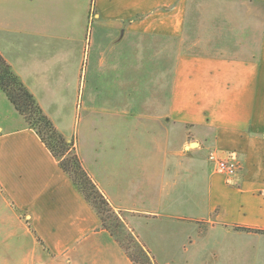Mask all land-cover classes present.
Segmentation results:
<instances>
[{"label": "crops", "instance_id": "obj_1", "mask_svg": "<svg viewBox=\"0 0 264 264\" xmlns=\"http://www.w3.org/2000/svg\"><path fill=\"white\" fill-rule=\"evenodd\" d=\"M190 27L200 51L180 49L167 108L139 119L172 124L183 149L197 142L205 155L144 157L125 140L76 150L155 264H264V233L239 230H264V0H0V52L53 120L73 92L76 102L118 97L127 37L183 47ZM213 149L239 159L235 177L214 169ZM0 264H136L1 90Z\"/></svg>", "mask_w": 264, "mask_h": 264}, {"label": "rangeland", "instance_id": "obj_2", "mask_svg": "<svg viewBox=\"0 0 264 264\" xmlns=\"http://www.w3.org/2000/svg\"><path fill=\"white\" fill-rule=\"evenodd\" d=\"M258 24L259 21H256L255 30L247 28L249 31L246 33V40H253L254 35L257 36L259 34ZM190 29V40L183 47L178 39L150 35L133 38L127 37L125 41L127 47L125 52L122 53L124 55L123 59L126 61L127 83L117 85V88L121 89L118 97L112 96L108 100L98 98L92 100L85 99L82 102L81 100L76 102L73 92L72 106L69 114L56 117L55 120L49 116L57 129L67 139H73L80 144L86 143L89 140H125L136 142V148L142 151V156L144 157L151 155V153L153 155L157 153L160 159L171 157L174 155L173 151H176V149L183 155L198 154L196 149L199 148V145L196 144L183 149V144H179L182 137L181 129L169 123H153L151 118L146 119L144 117L139 119L141 113H148L151 110H162L164 112L167 108L173 66L180 49L183 52L200 51L199 46L194 44L199 32H196L194 27H190ZM90 34L91 31H89V38ZM236 34L235 31L230 32L229 37L236 39ZM82 103L95 106L94 114L86 115V110ZM107 107L125 109L127 110V114L112 115L111 109ZM121 123L122 125H116ZM164 126H170V128L163 130ZM192 139L194 140V137L190 135L188 140ZM190 143H188V146ZM198 155H205V151L201 150ZM121 214L126 222L125 215ZM159 231L166 234L167 229L164 226ZM129 250L133 251V248L129 247ZM180 255L182 256L181 252ZM176 261H179V259ZM209 261L212 260L209 259ZM238 262L239 264L248 263L243 259H240ZM249 264H262V261L251 260Z\"/></svg>", "mask_w": 264, "mask_h": 264}, {"label": "trees", "instance_id": "obj_3", "mask_svg": "<svg viewBox=\"0 0 264 264\" xmlns=\"http://www.w3.org/2000/svg\"><path fill=\"white\" fill-rule=\"evenodd\" d=\"M94 0H92L93 2ZM0 90L7 96L16 110L24 117L59 161L62 170L69 176L73 185L98 214L102 227L122 245L128 256L136 264H155L150 253L137 237L128 229L122 217L110 204L100 190L79 156L75 141L69 140L55 126L53 120L44 112L35 95L10 63L0 52ZM239 230L264 233V230L239 227ZM133 248V251L129 250Z\"/></svg>", "mask_w": 264, "mask_h": 264}, {"label": "built area", "instance_id": "obj_4", "mask_svg": "<svg viewBox=\"0 0 264 264\" xmlns=\"http://www.w3.org/2000/svg\"><path fill=\"white\" fill-rule=\"evenodd\" d=\"M208 160L216 171L225 174L228 178L235 177L242 168L239 159L235 155L223 156L215 149L209 152Z\"/></svg>", "mask_w": 264, "mask_h": 264}, {"label": "water", "instance_id": "obj_5", "mask_svg": "<svg viewBox=\"0 0 264 264\" xmlns=\"http://www.w3.org/2000/svg\"><path fill=\"white\" fill-rule=\"evenodd\" d=\"M196 144H198V143H197V142H191L190 145L187 146V147H192V146H194V145H196Z\"/></svg>", "mask_w": 264, "mask_h": 264}]
</instances>
